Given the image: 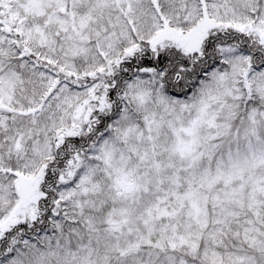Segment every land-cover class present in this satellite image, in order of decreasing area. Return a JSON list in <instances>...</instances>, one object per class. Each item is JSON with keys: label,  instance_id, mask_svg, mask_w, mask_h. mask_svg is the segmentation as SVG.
Masks as SVG:
<instances>
[{"label": "snow or ice", "instance_id": "snow-or-ice-1", "mask_svg": "<svg viewBox=\"0 0 264 264\" xmlns=\"http://www.w3.org/2000/svg\"><path fill=\"white\" fill-rule=\"evenodd\" d=\"M0 264H264V0H0Z\"/></svg>", "mask_w": 264, "mask_h": 264}]
</instances>
